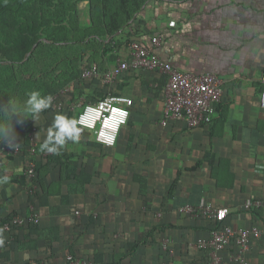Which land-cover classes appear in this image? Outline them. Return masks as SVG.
I'll return each mask as SVG.
<instances>
[{"label": "crops", "instance_id": "obj_1", "mask_svg": "<svg viewBox=\"0 0 264 264\" xmlns=\"http://www.w3.org/2000/svg\"><path fill=\"white\" fill-rule=\"evenodd\" d=\"M155 36L156 51L176 68L219 77L220 115L211 124H163L167 76L159 70L129 69L110 81L102 75L129 59L128 38L149 44ZM107 41V53L84 60L101 69L86 79L102 96L132 97L129 120L110 147L82 128L79 142H69L59 155L0 152V176L9 177L0 184V264H66L69 252L91 264L209 260L211 252L197 241L215 220L184 210L206 204L228 208L227 225L261 230L246 255L252 264H264V211L245 207L264 198V0H146L119 36ZM81 106L57 97L16 137L35 127L41 146L54 115L76 118ZM31 158L35 176L28 173ZM32 212L38 223L2 229L11 216ZM235 250L234 243L223 250L224 260Z\"/></svg>", "mask_w": 264, "mask_h": 264}, {"label": "built area", "instance_id": "obj_2", "mask_svg": "<svg viewBox=\"0 0 264 264\" xmlns=\"http://www.w3.org/2000/svg\"><path fill=\"white\" fill-rule=\"evenodd\" d=\"M160 45V37L155 36L149 44L142 43L139 40L129 42V59L120 60L113 66L103 71L102 75L106 80L115 79L129 69H154L159 70L167 76L166 99L164 108L163 124L169 119L186 121L191 127L206 126L214 122L220 115L219 103L222 99L223 88L219 77L210 72L194 74L181 71L176 68L171 61L163 59L156 51ZM100 67L92 63L84 67L82 76L84 78H93L101 74ZM262 90L261 96H264V70L262 72ZM57 97L53 96V102ZM52 102V103H53ZM134 100L132 97L123 94L106 93L98 100L88 102L81 106L76 115L80 119L84 115V120L79 125L94 134L95 140L100 144L110 147L117 142L120 129L125 125L130 117V108ZM264 107V102L261 101ZM60 107V106H59ZM74 111V109H72ZM34 127L23 137H16L17 143L15 149L8 146L6 142L0 145V152L3 154H17L27 152L34 157L41 149L35 138ZM44 154L47 152L42 151ZM28 173L36 175V161L31 158L28 162ZM246 209H263L264 198L252 199L246 203ZM184 210L190 212H199L214 218V226L206 237H201L197 241L200 249L211 252L209 260H199L191 264H252L248 259L246 252L253 237L260 235L261 230L253 228H234L225 224L229 209L225 207H214L211 204L200 207L186 206ZM40 220L36 212L27 215L15 214L8 218L2 226L5 232H12L17 227L24 224L38 223ZM234 243L236 250L232 253L229 261H225L222 251ZM66 264H91L86 260L69 252L66 255Z\"/></svg>", "mask_w": 264, "mask_h": 264}, {"label": "rangeland", "instance_id": "obj_3", "mask_svg": "<svg viewBox=\"0 0 264 264\" xmlns=\"http://www.w3.org/2000/svg\"><path fill=\"white\" fill-rule=\"evenodd\" d=\"M65 1H70L67 13ZM91 2L0 0V122H10L4 106L12 102L22 106L34 90L82 106L102 96L90 87L93 79L84 78L82 72L88 65L84 60L96 61L95 52L103 50L105 54L110 48L92 39L87 44L90 51L78 56L77 49L69 52L58 38L63 25L72 32L89 27L93 21ZM39 17L42 20H32ZM17 118L13 116L12 120ZM31 127L28 121L25 129Z\"/></svg>", "mask_w": 264, "mask_h": 264}, {"label": "trees", "instance_id": "obj_4", "mask_svg": "<svg viewBox=\"0 0 264 264\" xmlns=\"http://www.w3.org/2000/svg\"><path fill=\"white\" fill-rule=\"evenodd\" d=\"M145 2L146 0H92L91 12L93 13V21L91 22L89 27H84L78 31L72 32L70 29L63 25L58 31V36L60 35L58 38H60L61 42L67 47V50L69 52L75 51V49H77L78 56L86 53L91 49L87 48V44L92 39H95L101 44L103 43V45L105 44V49H109V41L107 40L111 37L116 38L117 36H119V33L130 24V22L134 19L136 13L140 11L142 5ZM67 4L68 6H70V1L64 2V5L66 7V9L64 10L65 13H67L69 10V8H67ZM32 20L42 19H40L39 17L38 19L34 18ZM131 40L132 38H128L127 43H129ZM29 44L32 46L33 43L30 41ZM51 96L53 97V95ZM30 120L31 117H19L12 120L15 132H18V130L25 127V125L28 124V121L30 122ZM3 142L4 141H0V145ZM39 148L41 149L40 146ZM50 158L52 159L54 157L50 156ZM6 220L1 223V227Z\"/></svg>", "mask_w": 264, "mask_h": 264}, {"label": "clouds", "instance_id": "obj_5", "mask_svg": "<svg viewBox=\"0 0 264 264\" xmlns=\"http://www.w3.org/2000/svg\"><path fill=\"white\" fill-rule=\"evenodd\" d=\"M264 102V96H261ZM53 97L51 95H42L39 91H31L27 94V99L22 106L15 102L4 106L10 122H0V141H4L9 147H17L16 133L12 124L13 116L20 118L31 117L32 120H38L40 114L52 107ZM84 120V115L80 119L68 117L65 114L57 113L53 117L51 126L47 129V134L41 143V151L59 155L69 142L78 143L82 133V127L79 125ZM22 122V120H21ZM9 182L7 175L0 176V184ZM3 238L0 237V246L3 245Z\"/></svg>", "mask_w": 264, "mask_h": 264}]
</instances>
